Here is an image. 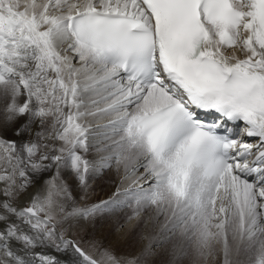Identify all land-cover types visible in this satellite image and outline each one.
Segmentation results:
<instances>
[{"label": "snow or ice", "instance_id": "obj_1", "mask_svg": "<svg viewBox=\"0 0 264 264\" xmlns=\"http://www.w3.org/2000/svg\"><path fill=\"white\" fill-rule=\"evenodd\" d=\"M0 264H264V0H0Z\"/></svg>", "mask_w": 264, "mask_h": 264}, {"label": "rangeland", "instance_id": "obj_2", "mask_svg": "<svg viewBox=\"0 0 264 264\" xmlns=\"http://www.w3.org/2000/svg\"><path fill=\"white\" fill-rule=\"evenodd\" d=\"M151 226L153 227V225H151ZM85 244H87V240H85ZM127 247H128V246H125V247H124V248H126V249H120L122 253H124V252L126 251V252H125L126 255L121 254L120 251H118V255L121 256V257H126V256L129 257V256H132V255H133V250L130 251V249H134V251H135V250H136V248H135L136 246L133 245V247H132L131 245H129V247H128L129 249H128ZM126 258H127V257H126Z\"/></svg>", "mask_w": 264, "mask_h": 264}, {"label": "bare ground", "instance_id": "obj_3", "mask_svg": "<svg viewBox=\"0 0 264 264\" xmlns=\"http://www.w3.org/2000/svg\"><path fill=\"white\" fill-rule=\"evenodd\" d=\"M152 224L150 223L149 225H148V229H147V231L148 232H153V231H155L156 233H158V231H159V227L157 226L156 228H155V230L153 229V227L151 226ZM145 243H146V241H145ZM132 247H133V245H131ZM135 246V245H134ZM125 246H123V247H121L120 249H126V248H124ZM128 247H129V245H128ZM127 247V248H128ZM139 246H136L135 248H136V250H137V248H138ZM119 249V251L121 252V250ZM129 249V248H128ZM133 250V254H135V251H134V249H130V251H132ZM126 252V251H125ZM122 253L121 252V254H124V255H126V253ZM127 258H131V256H126Z\"/></svg>", "mask_w": 264, "mask_h": 264}]
</instances>
